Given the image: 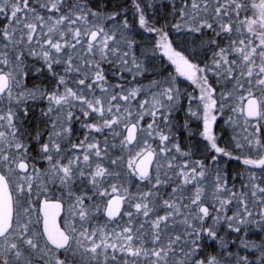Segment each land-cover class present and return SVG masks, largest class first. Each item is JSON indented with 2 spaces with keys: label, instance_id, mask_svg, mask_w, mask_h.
<instances>
[{
  "label": "snow or ice",
  "instance_id": "6c2138e0",
  "mask_svg": "<svg viewBox=\"0 0 264 264\" xmlns=\"http://www.w3.org/2000/svg\"><path fill=\"white\" fill-rule=\"evenodd\" d=\"M0 264H264V0H0Z\"/></svg>",
  "mask_w": 264,
  "mask_h": 264
}]
</instances>
